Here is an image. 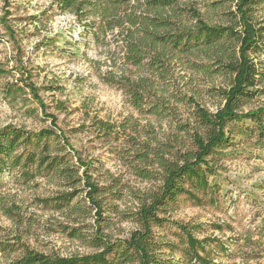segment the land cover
<instances>
[{
	"label": "rangeland",
	"instance_id": "obj_1",
	"mask_svg": "<svg viewBox=\"0 0 264 264\" xmlns=\"http://www.w3.org/2000/svg\"><path fill=\"white\" fill-rule=\"evenodd\" d=\"M53 1L8 0L4 5L0 0V18L7 9L10 14L6 18L16 32V40H10L0 23V126L13 124L37 131L49 128V116L53 115L70 146L90 165V181L99 188L95 198L102 208V234L108 240L125 239L138 228L135 213L140 201L161 183L138 173L136 167L144 164L137 158V143L154 146V141L170 138L175 148L180 144L190 147V135L199 131L194 103L215 112L222 103L220 90L227 86L228 76L204 52L183 54L172 49L162 52L160 70H138L126 58L125 33L118 27L104 31L88 27L94 17L80 18L72 11H59ZM138 6L139 10L143 8ZM233 9L230 0H176L164 15L170 16L175 27L183 28L195 21L191 10L209 24H227L228 11ZM254 18L264 25V3L256 7ZM254 60L264 70V47ZM22 70L38 87L43 108L25 85ZM121 75L150 77L152 94L165 102L167 113L157 116L134 108L118 84L105 81L111 77L121 79ZM259 106H264V93H258L242 109ZM99 121L110 124L114 131L104 134L98 128ZM245 124L252 126L249 121ZM250 140L243 136L241 142L235 141L233 147L223 150L227 155L212 160L218 166L209 179L215 184L216 203L206 200L197 204L180 196L161 213L170 220L197 223L199 238L217 236L229 243L228 252L214 253L217 264H264V231L260 232L264 146L251 145ZM48 152L62 157L80 180H70L75 182L70 185L60 174L47 172L25 180L17 170L2 175L0 264L20 256L25 249L58 256L99 250L94 241L96 210L84 201V167L79 166L74 152L63 146L62 140H48ZM72 188L78 194L68 206L59 208L38 201ZM219 223L222 228H215ZM153 233L162 245L158 254L165 259L164 264H192L176 248L180 243L173 225L154 227ZM248 235L260 243L246 246L248 239L243 238ZM166 243L175 249L170 251Z\"/></svg>",
	"mask_w": 264,
	"mask_h": 264
},
{
	"label": "trees",
	"instance_id": "obj_2",
	"mask_svg": "<svg viewBox=\"0 0 264 264\" xmlns=\"http://www.w3.org/2000/svg\"><path fill=\"white\" fill-rule=\"evenodd\" d=\"M1 1L8 5V0ZM230 1L234 9L228 11L227 24H209L197 12L191 10V17L195 21L191 26L183 28L175 27L170 16L164 15L167 8L176 4V0L53 1L52 5L59 11H72L80 18L94 17L95 20L89 22L88 27L96 26L97 30L103 31L118 27L125 33L123 43L126 58L138 70H160L162 52L167 50H177L183 54L204 52L225 71L228 84L220 90L222 103L215 112H209L194 103L199 131L194 130L190 135V147L180 144L175 148L176 145L172 144L170 138L163 142L156 140L154 146L144 141L137 143L139 150L136 155L144 164L142 167H136L138 173L147 179H159L161 183L157 190L140 201L139 209L135 213L138 228L131 231L125 239L108 240L102 234L99 223L102 220V208L95 198L99 188L90 181L87 172L90 165L70 146L53 115L49 116V128L37 131L13 124L0 126V186L2 175L13 170H17L25 180L42 172L57 173L70 185H74L75 182L70 180L76 178L79 181L80 177L66 165L62 157L50 156L48 140H62L63 146L74 152L79 166L84 167L82 179L87 189L84 201L87 200L89 206L96 210L94 241L99 248L94 253L72 256L47 255L25 249L20 256L2 264H164L165 259L158 254L162 245L155 239L153 228L169 224L173 225L178 233L180 246L175 247L189 263L217 264L214 262V253L218 250L228 252L230 244L217 236L199 238L196 235L200 228L197 223L170 220L161 213L167 211L180 196L197 204L206 200L216 203L213 197L215 184H211L209 179L217 173L218 166H215L212 160H219L227 155L223 150L233 147L235 141L241 142L243 136L251 139V145L264 146V106L242 109L258 93H264V87L261 86L264 84V70H260L254 60V55L264 47V25L255 20L254 11L264 0ZM139 4L143 6L140 10ZM3 12L5 16L0 18V23L9 39L15 41L16 32L6 18L10 12L7 9ZM21 72L25 75V85L43 108L44 105L38 96V87L28 80V72ZM120 78L113 80L111 77L105 81L118 84L134 108L157 116L167 113L165 102L157 98L156 94H152V85L148 79L150 77L140 75L131 78L121 75ZM11 86L12 84L9 85ZM247 121L251 122L252 126L246 125ZM180 127L184 130L186 128L184 125ZM98 128L104 134L114 131L110 124L103 121L98 122ZM77 194L78 190L72 188L54 198L38 201L51 202L60 208L70 205ZM214 227L222 228L221 223L215 224ZM261 231H264V215ZM246 237L243 238L248 239L244 243L246 246L260 243L259 240H252L249 235ZM166 247L170 251L175 249L170 243H166Z\"/></svg>",
	"mask_w": 264,
	"mask_h": 264
}]
</instances>
